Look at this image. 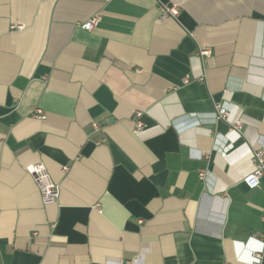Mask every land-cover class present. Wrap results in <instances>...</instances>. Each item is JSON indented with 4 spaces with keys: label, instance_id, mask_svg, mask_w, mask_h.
<instances>
[{
    "label": "crops",
    "instance_id": "obj_1",
    "mask_svg": "<svg viewBox=\"0 0 264 264\" xmlns=\"http://www.w3.org/2000/svg\"><path fill=\"white\" fill-rule=\"evenodd\" d=\"M259 149L264 0H0V264H264Z\"/></svg>",
    "mask_w": 264,
    "mask_h": 264
},
{
    "label": "built area",
    "instance_id": "obj_2",
    "mask_svg": "<svg viewBox=\"0 0 264 264\" xmlns=\"http://www.w3.org/2000/svg\"><path fill=\"white\" fill-rule=\"evenodd\" d=\"M161 19L164 20L165 18H173L177 19L179 17L180 11L177 6H162L161 8ZM100 22V18L98 16H95L91 18L88 22L83 24L82 28H84L87 31H93L98 23ZM17 30H21L22 27H17ZM209 50H199L200 56H207L209 55ZM184 83H188V80L185 79ZM215 111L217 118L221 121H227L228 117L230 115L229 111L225 108H222L220 106H215ZM32 116L36 119H45V113L41 110L36 108ZM143 113L137 112L135 114V128L134 132L138 133L141 131L144 127L142 122ZM229 127L231 130L241 133L243 124L241 121L236 122H230ZM95 128L97 129L98 126L95 125ZM252 172L244 178V183L250 188L255 189L260 186L261 180L264 177V149L254 150L252 154ZM68 167L63 168V172H67ZM29 173L33 177L34 182L36 183L42 203L44 205H50L57 202L60 192L59 187L52 182L46 168L42 164H37L34 166H31L29 168ZM200 179L203 180L205 178L204 172H201L199 174ZM256 259H260L259 254H255Z\"/></svg>",
    "mask_w": 264,
    "mask_h": 264
}]
</instances>
